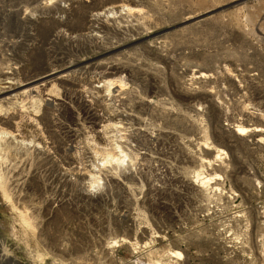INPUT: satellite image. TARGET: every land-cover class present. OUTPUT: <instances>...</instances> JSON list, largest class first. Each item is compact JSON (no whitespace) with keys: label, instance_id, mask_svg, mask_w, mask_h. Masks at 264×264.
<instances>
[{"label":"rangeland","instance_id":"1","mask_svg":"<svg viewBox=\"0 0 264 264\" xmlns=\"http://www.w3.org/2000/svg\"><path fill=\"white\" fill-rule=\"evenodd\" d=\"M119 3L134 9L78 29L72 0H0L4 68L20 66L23 80L37 66H73L49 109L24 97L1 113L23 116L18 131L1 124L27 146L13 143L0 160V182L36 226L0 186V264H264V0H93L103 7L89 15ZM224 66L248 88L209 82L224 105L214 120L206 100L179 93L195 95L206 84L198 70ZM239 123L252 131L233 156ZM206 138L230 158L202 185L189 156ZM113 148L136 158L103 166Z\"/></svg>","mask_w":264,"mask_h":264},{"label":"bare ground","instance_id":"2","mask_svg":"<svg viewBox=\"0 0 264 264\" xmlns=\"http://www.w3.org/2000/svg\"><path fill=\"white\" fill-rule=\"evenodd\" d=\"M92 3H93V0H72V6H71L70 10H71L72 15L75 18H77V20H78L77 21L78 29H84L85 26L87 25V22H91L92 20H96L100 23L104 22L105 16L107 18H109L111 12L116 13V12H122L123 10H126L128 12H132L134 9L133 7H130L129 5L119 3V4L112 5L108 9L95 11L89 15V12L91 10L101 9L103 7V5H101V4L97 5L96 7H93ZM118 9H120V10H118ZM54 24H59V22L54 21ZM39 55L35 54L32 57L33 60L31 59L36 64H39L38 60L41 59V58H39L40 57ZM2 62L3 61L0 60V75L3 77L1 79V82H0V160L4 161L5 158L7 157L6 153L12 147L13 143H22V144L26 143L25 142L26 140H24V139L21 140V138L19 140L17 137L19 134L17 132L18 131L17 128L19 127L23 116L21 117V116L13 114V115L1 118L3 116L1 113H3V114H4V112L6 113L10 108V107L5 108L4 106L6 104L11 103L13 101V99L16 100L18 98L22 99V98L26 97V98H28L27 100L30 103L29 105L34 106L36 108L38 103H40V99H41V100H44V102H43V103H45L44 107L46 109H49L50 105L54 101V98L56 99L58 97L57 93H56V87H57L56 83H58V82L61 83V82H64L65 80H67V78L71 75L70 71L72 70L73 66L68 64L69 62L64 63L63 65L58 66V67H51V66H45V65H41V67H38L36 65L37 67L35 68V70L33 69L34 71H32V73L27 74V76L24 75V79L22 80V79H20V76H19V78H17L18 76H16L17 74L20 73L19 71L22 70L20 66L17 67V66H12L13 64H9V65H7V68H4L3 67L4 64H2ZM28 62H30V61H28ZM34 62H32V63H34ZM33 65H35V64H33ZM38 68H40V69L38 70ZM36 70H38V71H36ZM25 71L23 70V73ZM197 73H198V78L203 79L206 82V84L203 86V89L196 90L197 91L196 94L193 95V94H190V93H192V90L183 88L182 91H180L179 96H181V99L183 97L186 100L189 98H195V97H198V98L200 97L202 100H206V102L208 103V105H206V107H208V109L210 110V112L212 114V118L214 120L217 119V116L219 115V113L217 114V112H219V111L221 112L222 110H224V105H223L222 101H220L218 98H215V96L213 95L212 92H214V91H212L211 87H213L214 85L208 86V85H210L209 82L219 83L221 81V82H223V84L225 83L224 84L225 88H227V86H228V88H232V90L234 92H239L240 94L241 93L244 94V92L248 88V85L245 83L244 74L240 70L237 71V74H234L232 72V70L227 66H224L221 70L216 71L215 75L211 74L208 71H202L201 69L198 70ZM102 74L108 75L110 73L103 72ZM246 77L249 79L252 78L250 76H246ZM118 81H119V79H118ZM121 82H124V81H121ZM106 83L109 87H111L114 84V80H107ZM119 84H120V82H119ZM24 86L29 87V88H24L21 91L10 94L14 90H17V89L24 87ZM113 86H115V85H113ZM253 89L258 91L257 86H253ZM227 91H228V89H227ZM260 94H261L262 98H264V92H260ZM188 95H190V96H188ZM24 103H25V101L21 102L22 107H23ZM55 103L56 102H54V104ZM245 112H246V110H245ZM44 116L47 117V114L45 113ZM4 119H6V120H4ZM29 119L32 120L33 118L29 117ZM1 123L9 124V125L13 126L14 128H16L17 131L16 130H10V129L2 126ZM248 131H252V129H250L249 127H247L241 123L234 125L233 134H234V137H236V138L234 140L229 139V143H230L229 146H230V150H231V155H233V156L237 155V151H236L237 150L236 149L237 148V141L243 133L248 132ZM255 132L260 134L261 129L256 128ZM214 134H215V132H214ZM209 138H206L204 140V142L201 143L203 145V148H204V152L201 156H199V155L198 156H193V155L189 156V161L192 162L193 167H194L192 171L194 172L195 178L202 185H206V184H209L211 182L213 183V181L215 179L221 178V173L218 170L217 165L222 166L223 164H227L228 161H226V158H228V159L230 158V155L223 148L219 147L218 144L217 145L213 144L214 141H212V142L209 141ZM27 143H28V141H27ZM34 144H36V143H34ZM24 146H27V144H24ZM121 147L119 145V147H117V149H119ZM115 148H113L115 150V152L107 151L105 153H101L103 155V156H101L102 157L101 162H102L103 166H106L109 163L112 167H114V165H113L114 163H116L119 166L121 163H124L126 161L127 156H131V154H132L131 153L132 151L130 150V152H128V153L126 152L125 154L120 155L117 153V150ZM123 150H124V148L122 149V152H123ZM98 152H100V151H98ZM122 152H120V153H122ZM135 158H136L135 154H132V156L130 158H128V160H130V162H133V160ZM233 160H230V162ZM208 168H211V169L208 170ZM213 169H214V171H212ZM100 171H99V169H98V171L92 169V172L91 171H89V173L87 172L88 175L90 174V177L92 178V180L90 182L94 183V185H95L96 180H97V182H99V178H101L100 174L98 173ZM2 175L3 174H1V172H0V176H2ZM236 177L238 180L240 179V177L239 178H238V176H236ZM1 179H2V177H0V180ZM241 181H243V180H241ZM0 186H1V189L3 191L4 200H6V202L11 203L12 207H14V209L17 210V212L19 213V216L21 217V219L27 225H29V227H32V225L34 224V223L32 224V221H33L31 218L32 215L29 216V214L26 213L25 210L22 211L21 209L20 210L18 209V207L15 205V201L11 197L12 193L10 194V191L6 187V184L4 185L0 182ZM92 186H93V184H92ZM34 226H36V225H33V227ZM124 240H126V239L124 238ZM115 242H117V241H115ZM170 253L172 255H175V256L177 255V257H179V256L181 257V255H183L182 252H180L179 250H171ZM38 255L40 256L41 253H38ZM167 255H169V253ZM163 261H164L163 258H160V259H153L152 258V259H150L151 264H167V263H164Z\"/></svg>","mask_w":264,"mask_h":264}]
</instances>
